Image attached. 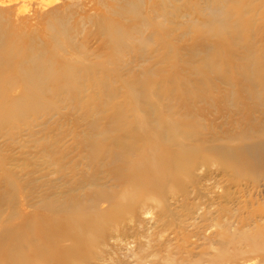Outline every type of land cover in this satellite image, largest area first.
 <instances>
[{
	"label": "rangeland",
	"instance_id": "obj_1",
	"mask_svg": "<svg viewBox=\"0 0 264 264\" xmlns=\"http://www.w3.org/2000/svg\"><path fill=\"white\" fill-rule=\"evenodd\" d=\"M128 1L0 0V88H7L12 74L13 83L15 82L14 88L6 93L8 98H5L11 99L20 94L22 81H19V76H15V72L21 67H30L31 62L25 63L21 58L25 53L27 55L43 54L44 60L49 58V69L56 73L53 81L49 79L48 82L55 84V79L63 71L75 70L80 74V78L72 85L83 86L84 90L80 96L82 106L76 110L62 108L60 103L56 105L52 100L51 104H55L57 108L46 124L37 126L33 130L25 128L15 133L11 139L4 138V135L0 134V195L5 193L6 197L12 198L13 203L5 204L2 208L10 206L5 209L6 211L13 206L14 210H20L30 217L46 213L40 208L42 199H65L68 196L83 193V189L74 190V185L71 184V189L69 186L70 179L74 182L91 172V168L87 166L89 160L86 158V153L82 151V137L86 133H93L91 126L93 120H98L103 126L108 125L112 118L120 117L132 121L135 113L131 105L133 101H138L139 118L152 119V125L162 123L163 127L159 130L161 132L169 125H164L162 120L165 122L176 120L181 128L185 127L184 120L193 124H203L200 126L202 128L200 135L196 134L199 137L187 140L186 144L181 143L180 146L193 157L202 153L200 155L207 156L209 159L196 162L186 174L171 182L170 189L162 195V199L138 200L136 205L130 206V209L121 214L122 217L116 219L117 221H111L112 224H109V227L102 228L103 235L96 237L95 244L90 250V258H86L88 262L85 261L83 264H222L225 261V257L221 258L222 254L225 251L228 254L233 249L232 244L226 240L227 236L239 241L243 236L251 235L260 229L264 230V179L249 170L237 174L216 160L213 154L207 153L205 146L221 144L230 126L223 124L221 112L211 109L201 115L199 108L203 106L202 102L191 96L192 92L199 96L210 94L222 97L225 93L229 94L227 93V90H230L229 87L215 79L221 76L220 74L213 75L207 72V69L204 70L205 67H201V64L203 65L202 48L206 50L203 45H208V41L211 42L209 45L212 44L211 48L214 50H207L206 58L211 57L217 64V69H223V73L227 76L235 75V69L238 67L242 68L241 71H246L248 68L242 67L245 62L240 61V58L237 59L236 55L229 57L235 47L226 50L228 46L220 42L225 49L220 52L214 48L217 39L213 44V36L211 39V35L208 34L206 36L201 33L200 36L194 30L195 24L193 25L194 22L190 21L204 19L203 15L199 14V6H203L204 0H178V2L172 0L175 6L182 7L180 12L187 14L184 16L179 12V15L183 17L178 15L177 20L174 19L173 23L167 24L168 35L162 40L166 44L171 40L170 45H172L168 44V47L170 46L168 59L161 60L159 56L163 50L160 51L161 53L158 52L156 44L150 49L151 52H148L149 50L146 52V55L147 53L150 55L147 61L133 58L128 53L123 56L128 63L119 65L120 69L118 65L115 67L113 64H105L108 58L111 61L108 55L110 49L104 44L110 30L120 27L122 32L125 27L138 23V18L144 15L158 19L156 11L152 10L161 9L160 0H157V3L154 0H138L137 13L133 11L136 6L133 4L130 5L131 8L129 7L133 10L127 11ZM239 1L235 4L248 11L240 19L233 17L241 24L238 31L241 34H249L250 31L246 29L245 24L249 20L253 21V32L255 30L256 38L251 47L254 52L256 50V55L263 57L264 60V0ZM231 2L228 1L226 4L229 10L234 3ZM152 5H158V8ZM142 12L144 14H141ZM234 19L233 22H235ZM170 26L171 28L183 26L184 30L174 29L173 32L170 29L172 34L168 32ZM189 27L190 29L193 27L191 29L193 31ZM152 30L157 33L163 31L159 27ZM61 31H65L63 33L67 34L69 40L64 34L62 35ZM181 32L185 34L179 39L178 34ZM28 46L30 47L27 49ZM62 47L66 48V52L62 51L64 50ZM236 51H239L238 47ZM242 53L243 49L237 55L241 56ZM49 69L46 67V73L50 71ZM144 69L150 70L151 73L142 75L141 71ZM40 70L42 71V65L36 68L34 73L42 74ZM85 76L87 81L84 82L82 80L86 79ZM143 76L152 78L148 97L158 103V111L147 114L142 111L146 107L142 102L144 98L141 95H138L136 99L131 98L127 92L128 85L134 80L143 79ZM5 78L8 80L6 81ZM200 80H208V83L202 84ZM106 82L110 85L107 90L116 93L115 98L110 101L105 96L103 99L98 89L100 84L103 85ZM157 89L159 90L154 94ZM46 98L48 97L41 100L45 101ZM123 106L128 109L126 116L119 113ZM103 108L108 109L103 113L101 112ZM187 110L191 112L189 116L191 119L184 116ZM45 116V114L42 115L44 118ZM237 117L239 116H234L232 119ZM212 121L216 124L213 125ZM208 123L214 128H209ZM205 124L207 127L204 126ZM218 137L220 139L217 141L215 138ZM200 140L202 141L199 142ZM43 141L52 143L50 147L54 148L57 154H67L66 161L70 169L60 173L56 171V167L50 164L49 158L43 156L44 152L40 146ZM100 179L99 183L103 186L115 188L110 175L101 174ZM10 187L13 189L8 191ZM109 207H111L110 201L103 200L97 211L89 209V213H104L109 210ZM85 210L88 212V209H83L82 214L87 216ZM86 231L91 232V230ZM71 244L70 240L60 242L62 247H68ZM24 245L21 250L28 251L30 248Z\"/></svg>",
	"mask_w": 264,
	"mask_h": 264
},
{
	"label": "bare ground",
	"instance_id": "obj_2",
	"mask_svg": "<svg viewBox=\"0 0 264 264\" xmlns=\"http://www.w3.org/2000/svg\"><path fill=\"white\" fill-rule=\"evenodd\" d=\"M174 1L178 2V0ZM228 1L234 2L232 8H230L231 10L227 8L226 4ZM236 1L238 2V0ZM236 1L204 0L203 6H199V14L203 15L204 19H194L190 22H194V30L197 31L198 35L204 33L207 36L208 34L211 35L210 39L213 36V44H215L214 40L217 39L216 46H214L216 50L225 51L220 42L224 43V46H228L226 50L235 47V50L230 52L229 57L236 55L237 59L240 58V61L245 62L242 67L246 66L248 69L241 71V67L234 68L236 74L232 77L223 73V69H217L218 66L214 63V60L211 57L206 58L208 56L206 51L213 49L211 48L213 47L211 46L212 44L209 45L211 42L207 40L209 46L203 45L206 50L202 48L201 59L204 61L201 60L203 62L201 67H205L204 70L207 69V72L213 75L220 74L221 76L215 79L229 87L230 90H227L229 94L226 95L225 93L222 97L210 94L199 96L197 93L192 92L191 98H198L202 102L203 106L199 108L201 115L211 109L221 112L223 124L230 126V130L226 132L221 144L212 147L209 145L205 146L204 149L207 153L213 154L216 160L237 174H242L245 170H249L264 179V60L262 59L263 57L256 55V50L254 52L253 47H251L256 38L255 30L253 32V21L249 20L245 24L246 29L250 31L249 34H241L238 31L241 24L233 17L240 19L248 10L245 11L237 6L235 4ZM154 2L157 3V0H154ZM127 3V11L130 10L129 7L133 4L136 6L132 10L136 13L138 12V0H135V3L134 0H129ZM159 5H161L160 12L156 8L152 10L153 12L156 11L158 19L144 15L142 18H138V23L128 28L125 27L122 32L120 27L110 30L111 32L104 44L110 49V54L108 55H110L111 61L108 58L105 60V64H113L115 67L126 64L128 62L125 61L126 58L124 59L123 56L128 53L133 58L147 61L150 58H148L149 53L146 55V52L148 50V52H151L152 50L150 51V49L156 44L158 52L163 50V53L159 56L161 60L168 59V48L172 45H170L171 40L166 44L162 39L168 35L166 32L168 22L173 23L174 19L177 20L182 7L175 6L172 0H160ZM155 6L158 8V5ZM123 10L125 9L123 8ZM149 12L151 11L149 10ZM141 14L144 13L142 12ZM182 14L185 16L187 13ZM180 17L182 18L183 16ZM159 18L161 19L159 20ZM233 19L235 22H233ZM177 24L176 26H178ZM179 25H182V23H179ZM185 25L187 26V24ZM156 27L163 31L161 33L153 32L152 29ZM180 28H171L170 26L168 32L170 29L173 31ZM61 32L69 40L67 34L63 33L65 31ZM189 33L191 32L189 31ZM197 33L194 34L197 35ZM184 34L185 32L178 34L179 39ZM71 40L73 41V39ZM168 44L170 45L169 47ZM237 47L239 51L243 49L241 56L237 55L239 52L236 51ZM62 51L66 52V48ZM153 52L155 51L153 50ZM26 55L27 53L23 54L21 58L25 63L31 62L30 67H21L15 72V76H19V81H22L20 82V94L11 99L5 98L7 97L6 93L15 86L13 74L7 84V88H0V92L4 89V93L1 92L0 96V134L4 135V138L11 139L15 133H19L25 128L33 130L37 126L46 124L55 114L54 110L57 108L55 104L60 103L62 108L67 107L71 110H76L82 106L80 96L84 91L83 86L75 87L72 85L74 82L77 83L80 74L70 69L66 70V72L63 71L55 79V85L53 82H48L49 79L53 81V76L56 73L49 69V58L44 60V55L37 53ZM41 65L42 71H40L43 75L38 72L34 73V70ZM8 67L10 70V66ZM46 67L50 70L47 73ZM114 68L113 70L116 71ZM141 72L142 75L151 73L147 69ZM82 81H87V77ZM151 81H153L151 77L143 76V79L134 80L129 84L127 91L131 98L136 99L138 95L144 98L142 102H144L146 107L145 109H139H143V113L145 112L146 114L158 111L157 101H153L148 97ZM200 81L198 82H203L202 84L208 83V80ZM107 87H110V85L106 82V84H100L98 89L102 93L101 97L104 99L105 96L110 101L115 98L116 93L108 91ZM158 90H155L154 94ZM3 96L4 98H1ZM45 97L48 98L42 101L41 99ZM52 100H54L55 104H51ZM137 102L133 101L131 105L133 107L132 111L135 113V118L132 121L120 117L112 118L108 125L103 126L98 120H93L91 122L93 133H86L82 137V151L86 153V158L89 160L87 166L91 168V172L74 182L70 179L69 186L71 189V184L74 185V190L83 189V193L68 196L65 199H42L40 208L46 213L30 217L26 213L23 214L20 210H14L13 206L6 212L5 209L10 206L4 209L2 207L5 204H13L12 198L6 197L5 193L0 195V264H83V262L87 261L86 258H90V250L95 244L96 237L103 235L102 228L112 224L111 221H117L120 216L122 217L121 214L130 209V206H135L138 200L158 201L170 189L171 182L186 174L196 162L208 161L209 158L207 156L200 155L202 153H198V156L196 154L193 157L180 146L181 143L186 144L187 140L199 137L196 134L200 135L202 130L200 126H203V124H193L184 120L185 127L181 128L176 120L167 122L162 120L164 125H169L161 132L159 130L163 127L162 123L152 125V119L139 118L140 114L137 112L139 102ZM105 104L107 105V101ZM220 108L222 109L220 110ZM106 109L108 108H103L101 112L104 113ZM119 113L123 116L128 115L127 107H121ZM190 113V110H187L184 116L189 117ZM43 114L46 115L45 118L42 117ZM234 116L239 117L232 119ZM30 120L32 121L29 124ZM215 124L213 122V125ZM204 126L207 127L206 124ZM209 128L214 127L210 126ZM215 139L218 141L220 138ZM51 144L46 141L40 143V146H42L41 150L44 152L43 156L49 158L50 164L56 167L58 173L70 169L66 161L67 154H57L58 152L50 147ZM69 171L72 172V170ZM101 174L110 175L113 179V186L116 189L105 187L99 183ZM11 189L13 187H10L8 191ZM103 200L111 203V207H109L107 212L89 213V209L97 211L100 202ZM83 209H88V212L85 210L87 216L82 214L84 213ZM15 220L20 221L19 223L17 221L14 223ZM85 230H91V232L93 230L94 232H85ZM90 234L92 235L90 236ZM64 240H70L72 244L68 247H62L60 242ZM226 240L232 244L231 247L233 249L228 254H226V251L222 254L221 258L225 257V261L222 264H264V230L260 229L251 235L243 236L239 241L231 236H227ZM22 244H26L24 245L26 247L28 245L30 249L22 251L21 249L24 248Z\"/></svg>",
	"mask_w": 264,
	"mask_h": 264
}]
</instances>
